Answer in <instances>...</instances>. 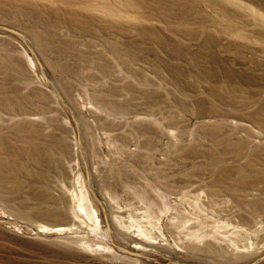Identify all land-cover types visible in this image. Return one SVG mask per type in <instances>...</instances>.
<instances>
[{"label":"rangeland","instance_id":"rangeland-1","mask_svg":"<svg viewBox=\"0 0 264 264\" xmlns=\"http://www.w3.org/2000/svg\"><path fill=\"white\" fill-rule=\"evenodd\" d=\"M0 264H264V0H0Z\"/></svg>","mask_w":264,"mask_h":264},{"label":"bare ground","instance_id":"bare-ground-1","mask_svg":"<svg viewBox=\"0 0 264 264\" xmlns=\"http://www.w3.org/2000/svg\"><path fill=\"white\" fill-rule=\"evenodd\" d=\"M78 208H79V210L83 211L84 213H86L87 208H89L88 202L86 201V198L83 195L81 196V202L79 203ZM92 212L94 214H96V212L94 210Z\"/></svg>","mask_w":264,"mask_h":264}]
</instances>
